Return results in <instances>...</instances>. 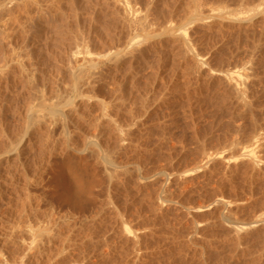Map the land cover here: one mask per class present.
<instances>
[{
	"label": "rangeland",
	"instance_id": "374dc122",
	"mask_svg": "<svg viewBox=\"0 0 264 264\" xmlns=\"http://www.w3.org/2000/svg\"><path fill=\"white\" fill-rule=\"evenodd\" d=\"M67 147L77 206L47 193ZM263 216L264 0H0V264L257 260Z\"/></svg>",
	"mask_w": 264,
	"mask_h": 264
},
{
	"label": "bare ground",
	"instance_id": "6f19581e",
	"mask_svg": "<svg viewBox=\"0 0 264 264\" xmlns=\"http://www.w3.org/2000/svg\"><path fill=\"white\" fill-rule=\"evenodd\" d=\"M259 10H261V9H259ZM201 20H202V18H201ZM228 20H229V18H228ZM181 32H183V31L181 30ZM177 35H178V33H177ZM180 37L184 40V42L186 41L185 35L183 33L180 34ZM198 61H200V60H198ZM199 63H200L199 65L203 64L202 61ZM201 66H198V68L201 69ZM247 72L246 73L245 72L240 73V72L234 71V72H226V73H223V72L215 73V74L222 75L223 77H225L226 83L229 86V88L231 90H233V92L236 94V96L238 98H240L244 102V104H246V105H248V100L246 99L247 90L249 89L251 83H253V81H251L252 79H249L250 81H248V82L246 81V77L248 76ZM248 77L250 78V76H248ZM51 105H50V108H51L50 111L59 116L58 121L60 120V122H61L60 124L62 126L63 133L65 134L67 132L65 120H66V117L72 112V110L69 112H66V110L63 108V105H61L59 103L54 104V106H52V107H51ZM29 111H31V113H32L33 110L30 109ZM74 114H75V111H74ZM252 149H254V148H252ZM252 149L249 150V152H253ZM253 154H251V155H253ZM251 155L249 154V156H251ZM240 156H241V154H240ZM242 156L241 157H238V156L233 157V159H231V160L237 161V159L242 158ZM74 157H76L78 163L88 164V161L86 159L87 157H85L82 153L74 150L73 148L67 147L65 149L64 153L60 157H57L55 155L51 156L49 164L46 167L47 172L51 175V178L46 180V184L48 187L47 193L49 194L50 197H52V199H55L56 202H58L59 204H61V201H65L70 205L72 204L73 206H75L74 204H76V206H77L78 201H79L78 199H81V198H79V194H81V190H82L81 188L83 185H82V181L80 179L81 176H80L79 172L77 171L76 168H74V164H73ZM230 158H232V157H230ZM253 158H254V156H253ZM71 160H73V161H71ZM207 161H209V159ZM251 162L253 163V161H251ZM254 164H256V163H254ZM120 168H121V166H120ZM122 169H120V170H122ZM83 191H84V189H83ZM81 205H82V203H81ZM115 214H117V213H115ZM120 214L121 215L117 214V217L115 219V221H117L116 222L117 225H119L120 227L122 226L121 228H123L125 230L124 232H130L131 233V231H133V230H131L132 228L129 225H128L129 228L126 226V224H128V222L126 220L124 221V219L122 217V213H120ZM258 221L259 222L264 221V216L259 218V219L254 220L255 223L254 222H252V223L257 224V223H259ZM241 224H243V223H241ZM248 225H249L248 222H247V224H244L242 226L240 225L241 226L240 229L245 228V226H248ZM249 226H251V222H250ZM238 227L236 226L235 228H238ZM238 230H239V228H238ZM263 248L264 247H261L259 249L262 250ZM250 251L251 252H248V253H251V254L256 253V251H252V250H250ZM263 252H262V254H264ZM241 253H242V251H241ZM246 254H247V252H246ZM256 254H255V256H256ZM260 255L261 254H259V256ZM240 256H242V255H240V253H239V255H238L239 258L235 256L236 258L233 259V261H229L230 263H227L226 261L225 262L227 264H263L264 263L263 262L264 257L260 258L261 256L259 257L258 255H257L258 256L257 260L255 258L254 259L252 258L253 260H251L250 257H249V259H247L248 257L245 258L247 255L246 256L243 255L242 257H240ZM249 256H251V255H249ZM255 256H253V257H255ZM232 258H231V260H232ZM222 263H224V262H222ZM226 263H224V264H226Z\"/></svg>",
	"mask_w": 264,
	"mask_h": 264
}]
</instances>
